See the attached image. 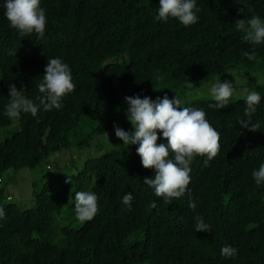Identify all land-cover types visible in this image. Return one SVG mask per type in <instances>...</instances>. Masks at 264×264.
I'll return each instance as SVG.
<instances>
[{
  "label": "trees",
  "instance_id": "1",
  "mask_svg": "<svg viewBox=\"0 0 264 264\" xmlns=\"http://www.w3.org/2000/svg\"><path fill=\"white\" fill-rule=\"evenodd\" d=\"M196 3L199 22L183 26L175 18L156 19L159 0H41L46 31L37 39L35 34L20 38L10 28L0 0V128L18 125L0 140V181L8 169L48 165L47 159L62 150L93 152H86L80 168L71 155L59 166L60 180L32 182L31 207L20 208L1 184L6 215L0 219V264H264V185L252 177L264 163V83L255 87L262 97L252 117L260 124L255 132L237 123L246 119L244 97H231L217 110L209 107L215 103L211 96L184 94L189 82L264 62V44H251L235 27L237 19L253 14L264 20V0ZM253 50L256 61L242 54ZM54 57L69 65L76 85L62 98V107L18 120L5 116L10 84L39 103L37 85ZM165 93L184 101L182 106L203 109L220 133V153L208 166L207 157L190 165L195 210L187 195L170 205L156 197L143 183L154 169L142 166L138 144L126 150L115 136L114 123L134 130L126 119V96L155 100ZM78 191L98 197L91 221L76 218ZM129 192L131 211L122 203ZM152 201L156 208H149ZM196 215L211 232L195 231ZM225 244L237 249L236 257L221 256Z\"/></svg>",
  "mask_w": 264,
  "mask_h": 264
},
{
  "label": "clouds",
  "instance_id": "2",
  "mask_svg": "<svg viewBox=\"0 0 264 264\" xmlns=\"http://www.w3.org/2000/svg\"><path fill=\"white\" fill-rule=\"evenodd\" d=\"M4 15L9 21V26L15 29L20 38L36 35L41 39L46 31V10L41 6V0H5ZM201 9L196 0H159L157 20L167 22L170 18L177 19L183 26H191L199 22L198 13ZM243 11V8L239 9ZM251 11V9H249ZM236 30L246 33V39L253 45L264 44V20L259 15L253 14L250 19H237ZM12 52L10 54H14ZM250 61L257 60V53L245 51L242 53ZM157 79H160L159 77ZM193 84L189 82L188 87ZM41 95L36 97L37 104L21 94L15 84L9 85L10 101L6 105L4 115L9 119L18 120L22 114H30L36 117L38 112L59 110L62 107V98L74 91L72 71L69 65L60 57H54L47 61L43 79L37 85ZM162 89V88H160ZM232 83L219 78L209 88V95L215 101L209 104L210 108L223 109L229 104L233 96ZM244 116L237 123L248 131L255 132L260 129L259 123H253L252 117L257 112L261 102L259 92L245 86L243 88ZM128 105L126 119L134 130L126 131L115 123V136L123 141V145H137V154L141 157L144 168L154 169L152 178L144 177L143 183L154 189L156 197L163 199L170 205L175 199L188 196L189 208L197 207L189 188L191 182L190 165L196 157H207L203 160L204 166L220 153V133L205 118L203 109L182 106L185 102L176 95L169 99L167 93L163 98L157 96L153 100L149 96H126ZM162 133L158 137L157 131ZM166 140V144L157 140ZM170 153L172 158L170 157ZM252 177L257 186L264 185V163L258 170H253ZM70 179L68 177L69 182ZM9 196V195H8ZM11 197V196H10ZM132 193H126L122 197V203L126 210L131 211ZM98 197L93 192L78 191L75 193V214L79 221H91L98 213ZM156 202L152 201L149 208H156ZM5 209L0 207V219L5 218ZM196 232H211V225L206 223L202 216L194 217ZM224 258H234L237 249L225 244L220 249Z\"/></svg>",
  "mask_w": 264,
  "mask_h": 264
},
{
  "label": "rangeland",
  "instance_id": "3",
  "mask_svg": "<svg viewBox=\"0 0 264 264\" xmlns=\"http://www.w3.org/2000/svg\"><path fill=\"white\" fill-rule=\"evenodd\" d=\"M218 78L221 82L227 80L232 83L234 90L232 98H243V88L245 86L255 90L256 85L264 83V62H262L260 66H257L255 69L246 70L237 68L224 74L217 75L211 81L200 80L199 82L194 83L193 86L190 87L184 94L187 96H210L209 88L211 84L217 81ZM17 128V123L12 124L11 126L0 128V140H3L7 135H10L11 132ZM131 130L132 129L129 131ZM94 142H96V140ZM111 144L112 142H110V146ZM62 151L50 156L47 159V162L50 165L49 168H47L45 162L42 161L34 169H8L2 177V184L5 185L6 195L10 194L12 201L15 202L20 208L31 207L34 204L32 197V182L37 181L38 184L41 185L44 180H60L62 177L59 171V166L66 164L70 160L71 155L74 156L78 165L77 167L80 168L83 162L82 159L86 155V152L93 153L91 152V149L88 148H84L83 151L72 149L71 155ZM75 171L76 170L74 169V172Z\"/></svg>",
  "mask_w": 264,
  "mask_h": 264
},
{
  "label": "built area",
  "instance_id": "4",
  "mask_svg": "<svg viewBox=\"0 0 264 264\" xmlns=\"http://www.w3.org/2000/svg\"><path fill=\"white\" fill-rule=\"evenodd\" d=\"M49 167H50V165L48 164L47 168H49ZM1 184H2V182L0 181V186H1ZM8 198H10V196H8Z\"/></svg>",
  "mask_w": 264,
  "mask_h": 264
}]
</instances>
